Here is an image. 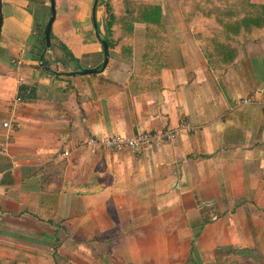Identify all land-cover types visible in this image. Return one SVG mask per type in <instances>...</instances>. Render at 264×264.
Wrapping results in <instances>:
<instances>
[{"label": "crops", "instance_id": "crops-1", "mask_svg": "<svg viewBox=\"0 0 264 264\" xmlns=\"http://www.w3.org/2000/svg\"><path fill=\"white\" fill-rule=\"evenodd\" d=\"M123 1L54 0L46 50L49 0H2L0 264L264 260V28L238 33L215 69L195 31L212 57L213 18L189 26L181 0H127L160 21L114 27L101 68L104 5L118 17ZM174 131L140 150L77 149Z\"/></svg>", "mask_w": 264, "mask_h": 264}, {"label": "trees", "instance_id": "trees-1", "mask_svg": "<svg viewBox=\"0 0 264 264\" xmlns=\"http://www.w3.org/2000/svg\"><path fill=\"white\" fill-rule=\"evenodd\" d=\"M182 1V15L189 26L198 19L207 18L208 16L216 21L217 30L222 38L219 40L214 34L208 36L211 40L210 48L213 52L212 57L207 52L206 47L202 43L201 34L199 29H196V38L199 42V46L203 52L205 59L208 64L215 69L219 65V59L224 60V66L230 63L227 59L229 52L224 54L221 50H231L236 55V49L231 46V41L235 42L237 39V34H241L243 39L246 40L249 37L257 34L259 30L264 28V8L255 7L252 4L246 2L247 0H181ZM124 10L121 16H115L111 11L112 7L109 2H105V9L107 13L106 21V32L107 34L103 37L107 46H109V34L114 27H123L126 24H132L139 21V17H144V24L146 25V31L149 29L150 22H159L160 13L157 8L148 6H138L134 2L124 0ZM194 31V32H195ZM242 32V33H241ZM52 35L50 33V39ZM219 57H217V56ZM251 258L249 264H257L258 258ZM247 264V263H246Z\"/></svg>", "mask_w": 264, "mask_h": 264}, {"label": "built area", "instance_id": "built-area-1", "mask_svg": "<svg viewBox=\"0 0 264 264\" xmlns=\"http://www.w3.org/2000/svg\"><path fill=\"white\" fill-rule=\"evenodd\" d=\"M251 102L250 99L241 100V104L246 105ZM264 107V106H263ZM4 127L7 123L3 124ZM188 126H183V129H187ZM177 135V132L157 133L150 134H138L136 136L127 137H106V138H91L81 145L77 146V149H84L91 153H96L101 149L107 150H140L145 147L151 146L154 142H160L163 139L172 140ZM67 155V153H64Z\"/></svg>", "mask_w": 264, "mask_h": 264}, {"label": "water", "instance_id": "water-1", "mask_svg": "<svg viewBox=\"0 0 264 264\" xmlns=\"http://www.w3.org/2000/svg\"><path fill=\"white\" fill-rule=\"evenodd\" d=\"M97 2L98 0H95L94 2V6H93V11L95 10L96 8V5H97ZM49 3H50V17L46 23V26L44 28V41H45V49H49L50 48V32H51V25H52V22L54 20V15H55V10H54V0H49ZM1 8H2V0H0V25H1V19H2V11H1ZM94 28L95 30L97 29V26H96V22L94 20ZM101 44H102V47H103V56H104V59H103V62L101 64V68L105 67L106 66V63H107V60H108V47H107V44L104 40H101ZM98 70V68H93V69H88V70H80V73L82 74H91V73H96Z\"/></svg>", "mask_w": 264, "mask_h": 264}, {"label": "rangeland", "instance_id": "rangeland-1", "mask_svg": "<svg viewBox=\"0 0 264 264\" xmlns=\"http://www.w3.org/2000/svg\"><path fill=\"white\" fill-rule=\"evenodd\" d=\"M257 264H264V260H259Z\"/></svg>", "mask_w": 264, "mask_h": 264}]
</instances>
